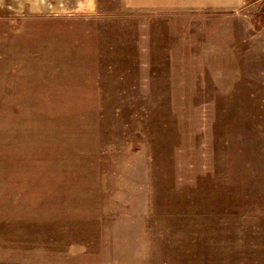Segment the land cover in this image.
<instances>
[{
    "label": "rangeland",
    "instance_id": "374dc122",
    "mask_svg": "<svg viewBox=\"0 0 264 264\" xmlns=\"http://www.w3.org/2000/svg\"><path fill=\"white\" fill-rule=\"evenodd\" d=\"M97 1L0 7V264H264V0Z\"/></svg>",
    "mask_w": 264,
    "mask_h": 264
},
{
    "label": "crops",
    "instance_id": "0c3cea01",
    "mask_svg": "<svg viewBox=\"0 0 264 264\" xmlns=\"http://www.w3.org/2000/svg\"><path fill=\"white\" fill-rule=\"evenodd\" d=\"M11 1L18 12H30L45 16H66L95 14L97 0H0L3 8ZM128 11H148L151 13H225L247 9V0H124ZM250 8V7H248Z\"/></svg>",
    "mask_w": 264,
    "mask_h": 264
},
{
    "label": "trees",
    "instance_id": "16d2710c",
    "mask_svg": "<svg viewBox=\"0 0 264 264\" xmlns=\"http://www.w3.org/2000/svg\"><path fill=\"white\" fill-rule=\"evenodd\" d=\"M264 5V2L260 5V7L259 8H261L262 6ZM262 21H263V19H262Z\"/></svg>",
    "mask_w": 264,
    "mask_h": 264
}]
</instances>
